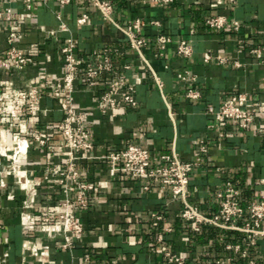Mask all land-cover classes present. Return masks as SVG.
I'll return each mask as SVG.
<instances>
[{"label": "crops", "instance_id": "0c3cea01", "mask_svg": "<svg viewBox=\"0 0 264 264\" xmlns=\"http://www.w3.org/2000/svg\"><path fill=\"white\" fill-rule=\"evenodd\" d=\"M107 1L113 4L115 22L122 26L135 19L159 22V27L146 25L140 33L148 43L145 59L149 67L89 0H70L66 5L58 0H35L29 11L21 0H0V10L11 11L10 20L0 22V101L32 87H37L40 95L35 118L25 116L12 128L0 118V147L15 154L18 140L27 141L26 151L17 155V162L29 171L28 179L35 184L34 202L28 208H23L27 195L19 183L8 179L6 186L0 187V264H171L164 257L168 250L181 257L183 264L225 258H232L233 264H247L226 249L235 244L247 250L248 258L264 264V238L249 248L239 232L214 227L193 232L181 218V205L169 202L168 190L154 180L113 172L99 159L110 150L137 145L148 150L153 166L164 165L160 157L172 150L183 161H199L189 179V201L207 215L217 211V194L227 188V183L237 191L235 198L243 207L263 196L264 0H173L165 6L148 0ZM82 13L88 21L78 26L76 19ZM210 16L225 17L226 26L221 30L209 28L205 20ZM60 21L66 31H61ZM234 22L238 23L237 31L233 30ZM17 23L25 31L17 46L32 59L23 71L2 65L8 50L6 35ZM158 36L170 39L162 55L155 41ZM68 38L77 42L80 59L107 48L120 74L122 66L129 63L125 75L137 105L118 109L117 117L111 110L103 114L98 101L107 77L100 78L94 88L79 80L74 83L72 106L85 115L92 142L89 151L80 150L77 156L96 159L78 162L81 181L92 185L93 190L84 195L87 207L75 210L83 235L72 249L64 250L57 222L58 204L64 196L55 184V175L46 180L43 171L48 165L62 166L67 157L60 135L64 97L53 87L64 74L61 48ZM180 41L191 45L192 57L176 53ZM255 49L262 50L261 57L252 53ZM204 54L209 55L208 60ZM184 71L195 80H179L177 75ZM189 91L199 97H187ZM238 94L246 96L247 108L258 105L246 129L237 122L218 123L208 112L209 108L217 111ZM32 131L45 132L50 148L30 140ZM200 141L207 147L205 154L199 152ZM145 185L149 191L143 190ZM8 195L13 198L8 199ZM153 213L163 215L161 230H149ZM44 217L50 220L43 222ZM158 235L162 240H157ZM28 245L38 251L46 249L47 255H34Z\"/></svg>", "mask_w": 264, "mask_h": 264}, {"label": "built area", "instance_id": "2783aa9c", "mask_svg": "<svg viewBox=\"0 0 264 264\" xmlns=\"http://www.w3.org/2000/svg\"><path fill=\"white\" fill-rule=\"evenodd\" d=\"M27 11L31 9L35 0H21ZM49 1V0H43ZM228 3H234L237 0H227ZM62 5L70 3V0H58ZM104 19L111 23L126 39L130 50L136 54L137 58L149 67L145 59V49L148 46L146 39L140 33L146 25L159 27L157 21H143L135 19L128 24L122 26L115 22L113 18L114 7L107 0H89ZM150 3L165 6L173 2V0H148ZM11 17L10 9L0 10V22L9 21ZM88 16L82 13L77 19L76 24L83 26L87 23ZM205 24L214 30L223 29L227 21L223 16H210L205 20ZM61 31H66L63 22L59 23ZM20 23L15 24L6 35L8 50L6 59L2 65H9L15 71H23L28 67L32 59L17 44L25 37V31L21 29ZM239 29L238 23H233V30ZM159 46L160 55L165 45L170 42L165 36H158L155 39ZM32 47V46H31ZM262 50L255 49L252 51L257 57H261ZM176 53L184 58H190L193 55L191 45L185 41H180L176 48ZM63 57L64 74L60 80L56 82L53 90L64 97L60 104V110L63 113L61 122L60 135L62 137V147L66 150V160L62 166L48 165L43 171L44 179H48L50 175H55V184L62 192L64 199L60 201L58 207L60 213L57 216V222L61 226L63 242L61 248L70 250L74 246V242L80 240L83 235V227L81 222L75 216V210L85 209L87 207L85 193L93 190V186L84 183L80 179L78 162L81 160L93 161V156H77L80 150L89 151L92 148L90 135L85 128V115L77 112L72 106L71 94L74 91V83L79 80L87 88L97 86L98 80L107 77L106 89L101 93L98 101L99 108L103 114L108 110L114 112L113 117H117L116 111L120 108H133L137 105L133 97V86L128 84L125 71L130 69V64L125 63L122 66L123 74L116 71L112 65V61L107 48L100 53L93 54L89 58L80 59L77 54V42L68 38L61 48ZM95 55V56H94ZM204 60H208L209 55H203ZM158 87L160 82L153 75ZM178 79L185 82H192L195 77L191 76L187 71L179 73ZM189 98H198L199 94L195 91H189L186 94ZM40 95L37 87H32L27 92H15L12 96H5L0 101V118L6 120L9 128L15 127L22 118L28 116L33 119L38 113V103ZM247 98L243 94L232 96L228 101L222 103L217 111L212 108L208 112L213 115L218 123L225 121L237 122L242 129L248 128L253 122L257 113L258 105L252 104L247 108ZM240 103V104H239ZM47 134L42 131H32L30 140L34 141L39 147L50 148L46 143ZM27 141L18 140L16 153L10 154L5 147H0V187L6 186L7 180L11 179L20 184L21 189L26 193L27 199L23 202V208H28L34 202L35 184L28 179V170L22 169L17 162V155L25 153ZM199 152L205 154L207 147L204 141H200ZM161 160L164 162L162 166H153L150 160V154L147 149L137 145H129L123 149L110 150L99 159L110 165L113 172L128 173L131 177L140 180H154L161 189L170 192L169 202H178L181 205V218L190 230L198 232L202 227H214L226 231L239 232L244 235L246 245L251 248L256 244L257 239L264 238V195L257 201H254L243 207L240 205L237 191L234 190L230 183L227 188L217 194L218 208L213 214L207 215L202 213L196 204L189 201V179L195 167L200 165L197 160L183 161L178 155L171 151L169 155H162ZM144 191H149V185L143 186ZM12 199V195L7 196ZM72 198L74 201H72ZM49 217L42 218L43 222H48ZM163 220L161 213L151 214L150 231L161 230L160 224ZM168 231V229H162ZM158 241L162 240L158 235ZM34 255L46 256V249L38 251L35 246L28 245ZM227 250H233L240 255L247 264H257L253 259L248 258L247 250H244L239 244L227 245ZM164 257L168 263L183 264L181 257L166 251ZM88 258H86L87 260ZM232 258L216 259L206 264H233ZM194 264H203L200 262Z\"/></svg>", "mask_w": 264, "mask_h": 264}]
</instances>
